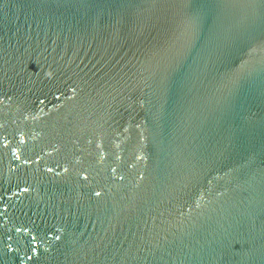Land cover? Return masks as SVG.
I'll return each mask as SVG.
<instances>
[{"label": "water", "instance_id": "water-1", "mask_svg": "<svg viewBox=\"0 0 264 264\" xmlns=\"http://www.w3.org/2000/svg\"><path fill=\"white\" fill-rule=\"evenodd\" d=\"M0 264H264V0H0Z\"/></svg>", "mask_w": 264, "mask_h": 264}]
</instances>
